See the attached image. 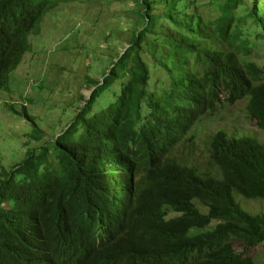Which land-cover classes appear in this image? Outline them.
<instances>
[{"label": "trees", "instance_id": "1", "mask_svg": "<svg viewBox=\"0 0 264 264\" xmlns=\"http://www.w3.org/2000/svg\"><path fill=\"white\" fill-rule=\"evenodd\" d=\"M134 1L140 27L108 75L90 80L64 130L0 180V264H257L248 253L264 244V214L234 195L264 201V145L217 131L206 171L177 153L223 103L247 99L264 131V62L251 58L263 46L264 0H225L213 19L198 0ZM54 6L0 0V90L11 91V72ZM237 8L243 14L232 15Z\"/></svg>", "mask_w": 264, "mask_h": 264}, {"label": "rangeland", "instance_id": "2", "mask_svg": "<svg viewBox=\"0 0 264 264\" xmlns=\"http://www.w3.org/2000/svg\"><path fill=\"white\" fill-rule=\"evenodd\" d=\"M198 1L206 19L218 16L220 6L225 2ZM54 2L56 6L47 12L39 34L30 36L31 49L10 74L11 91L0 90V180L25 158L27 152L39 151L45 142L53 140L64 130L93 90L89 81H101L104 75H108L127 48L133 30L140 27L136 22L139 21L137 13L131 11L135 9L134 0ZM164 7L158 4L159 10L153 12H163ZM240 10H232L231 14H243ZM239 25L247 29L246 23ZM142 54L152 67V75L163 77V70L157 67L159 61L150 55L148 49ZM251 58L263 64L264 40L261 49H257ZM114 88H118L117 84ZM246 106L247 99L233 105L223 103L214 113L202 117L188 135H193L194 142L185 140L179 145V159L206 171L208 139L220 130L229 137H252L264 145V131L249 119ZM35 129L42 133L40 138L32 136ZM49 159L54 161L52 155ZM234 197L249 214H264V201L246 200L237 194ZM193 203L200 212H207L199 201ZM175 216L171 214L168 218ZM216 225V221L212 222L207 228L194 229L193 233L213 230ZM233 246L238 252L244 250L240 241L233 240ZM248 255L257 264H264V244L251 248Z\"/></svg>", "mask_w": 264, "mask_h": 264}]
</instances>
